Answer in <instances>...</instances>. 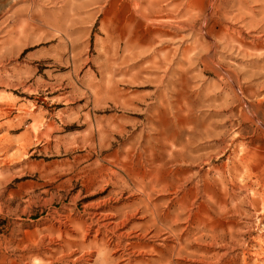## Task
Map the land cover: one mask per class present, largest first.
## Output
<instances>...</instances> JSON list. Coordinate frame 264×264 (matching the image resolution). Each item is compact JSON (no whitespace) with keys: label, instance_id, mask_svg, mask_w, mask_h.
I'll return each mask as SVG.
<instances>
[{"label":"rangeland","instance_id":"obj_1","mask_svg":"<svg viewBox=\"0 0 264 264\" xmlns=\"http://www.w3.org/2000/svg\"><path fill=\"white\" fill-rule=\"evenodd\" d=\"M187 230L177 264H264V0H0V264Z\"/></svg>","mask_w":264,"mask_h":264},{"label":"bare ground","instance_id":"obj_2","mask_svg":"<svg viewBox=\"0 0 264 264\" xmlns=\"http://www.w3.org/2000/svg\"><path fill=\"white\" fill-rule=\"evenodd\" d=\"M156 13V12H155ZM180 21V20H179ZM178 21V22H179ZM205 21V20H204ZM176 22V21H175ZM159 24H161V25H163L162 23H159ZM171 23H169V25H170ZM183 24V23H182ZM182 24H180V23H177V24H174V25H170L171 27H174L176 30H182L183 28H184V26L182 25ZM186 24V23H185ZM187 25V24H186ZM169 26V27H170ZM204 26V25H203ZM195 29V28H194ZM197 29V28H196ZM200 29V28H199ZM201 29H202V26H201ZM167 32H169V31H167ZM225 39V38H224ZM200 48V47H199ZM214 49V48H213ZM211 51V50H210ZM247 57V56H246ZM199 149V148H198ZM196 150V149H195ZM208 193V192H207ZM203 195V194H202ZM212 195V194H211ZM210 194L209 195H205L204 197H208L207 199H208V201H207V203H208V205H209V208L207 209V210H212L213 209V207H217V209H219L220 210V212H222L223 211V213H226L227 212V210H226V205L223 203H219L218 204V202L216 201V198L215 197H213V196H211ZM78 196V195H77ZM201 196V195H200ZM203 199V198H202ZM215 199V200H214ZM199 208H201L202 209V205L199 207ZM193 210V209H192ZM190 211L189 213H190V218H191V220H192V217H193V215H192V212L193 211ZM198 213L199 212H197L196 213V215H198ZM154 214V213H153ZM165 215V214H164ZM180 215V214H179ZM150 216H155V217H160V216H162L161 214H159L158 212H156L154 215H150ZM170 216V215H169ZM206 218H208L209 219V216H206ZM211 218V217H210ZM165 219H166V217H165ZM170 219V218H169ZM168 220V219H167ZM206 221V220H205ZM214 222L215 221H213L212 219L210 220L209 219V222H207L209 225H207L205 228H203V229H201V230H199V231H203V230H205V229H212V232H214V230H216V227H215V224H214ZM208 226H212V228H209ZM77 230H78V232H79V234H80V232H81V227L80 226H78L77 227ZM217 231V230H216ZM98 232H100V230H98ZM223 232H224V234H226V233H228V231L227 230H223ZM242 232V231H241ZM184 234H186V237H184L183 238V236H182V234H181V237H179V238H177L178 240V242H177V244H178V247H173V256L175 257V259H171V258H167V255H158V257H159V260L157 261V263L156 264H177V261L178 260H182L183 259V256H184V254H186V250H187V246L189 245V243H186V242H188L189 240H190V237H188L189 235H190V233L188 232V230L186 231V232H184ZM84 237V239L83 240H77V239H75V238H69V237H67L66 239H67V243H66V245L65 246H62V247H60L61 248V250L59 249L58 250V252H60L62 255L60 256V258L57 260V261H55V262H53L52 264H55L56 262L58 263L60 260H63L64 258H70L71 260L69 261L70 262V264H98V262L99 261H103V263L104 264H109V263H112V262H114V261H116V260H114L113 261V259L111 258V257H106V252L105 251H103V250H100V249H98V253H99V258H98V262L97 261H93V263H92V261L91 260H89V259H86V257H85V254H91V253H93V252H96V250L95 251H90V253H86V251H83V249H84V242H85V238H86V235H83ZM48 237V236H47ZM199 238H201L202 239V235L201 236H198ZM206 237H211V239L213 238V235H207ZM224 239H225V237H223ZM160 241V240H159ZM76 242V247L77 248H72V249H70L71 248V245H72V243H75ZM216 240L215 239H213V242H211V244L214 246L215 244H216ZM184 243H186V245H185V247L183 246V244ZM236 243V242H235ZM68 245H69V247H68ZM247 245V244H246ZM63 248V249H62ZM66 249H68V250H70V252L69 253H65V251H66ZM123 249L124 250H128V251H130L131 253H135L136 251L134 250L135 249V247H134V245L132 244V243H127L126 245H124L123 246ZM152 252H155L156 251V249H152L151 250ZM81 252H84L82 255H80V256H78V257H74L75 255H77V254H79V253H81ZM88 252V251H87ZM156 254V253H155ZM194 255V254H193ZM207 255V254H206ZM253 255V254H252ZM227 256H228V254H227ZM58 257V256H57ZM73 258V259H72ZM131 258V257H130ZM223 258V259H222ZM222 258H221V260H224V258H226V254H224L223 256H222ZM92 259V258H91ZM91 261V262H90ZM130 261H132V260H130ZM152 261H154L153 259H152ZM191 262L192 263H194V264H200V261H198V259H195V257H193L192 258V260H191ZM141 263V262H140Z\"/></svg>","mask_w":264,"mask_h":264}]
</instances>
